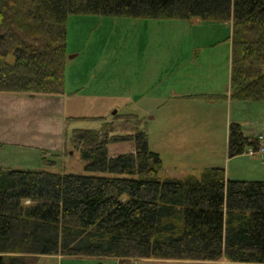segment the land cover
<instances>
[{
    "label": "trees",
    "instance_id": "trees-1",
    "mask_svg": "<svg viewBox=\"0 0 264 264\" xmlns=\"http://www.w3.org/2000/svg\"><path fill=\"white\" fill-rule=\"evenodd\" d=\"M72 14L229 21L231 99L264 102V0H0V93L64 94ZM102 120L66 134L82 172L53 170L45 156L48 168L0 165V264L41 256L264 264V181L228 179L220 167L164 177L137 114ZM127 142L133 151L110 154ZM260 146L230 124L229 158Z\"/></svg>",
    "mask_w": 264,
    "mask_h": 264
},
{
    "label": "rangeland",
    "instance_id": "rangeland-1",
    "mask_svg": "<svg viewBox=\"0 0 264 264\" xmlns=\"http://www.w3.org/2000/svg\"><path fill=\"white\" fill-rule=\"evenodd\" d=\"M232 39L229 21L72 14L67 21L62 121L68 131L98 129L102 119L112 120L115 110V115L137 114L151 150L162 158V176L220 167L228 179L264 181L263 155L228 156L230 124L264 135V102L231 99ZM133 149L130 142L115 144L110 154ZM73 153H61L55 169L84 171L85 161ZM30 264L222 263L41 256Z\"/></svg>",
    "mask_w": 264,
    "mask_h": 264
},
{
    "label": "crops",
    "instance_id": "crops-1",
    "mask_svg": "<svg viewBox=\"0 0 264 264\" xmlns=\"http://www.w3.org/2000/svg\"><path fill=\"white\" fill-rule=\"evenodd\" d=\"M66 95V90L62 95L46 96L0 93L1 166L14 169L42 168L45 156L54 162V167L57 164L55 159L59 160L61 153L74 154L67 145L68 129L62 121L66 120L63 109ZM110 108L106 111H111L114 106ZM52 169L56 170L55 167ZM61 170H65V166ZM221 263L236 264L226 261Z\"/></svg>",
    "mask_w": 264,
    "mask_h": 264
},
{
    "label": "water",
    "instance_id": "water-1",
    "mask_svg": "<svg viewBox=\"0 0 264 264\" xmlns=\"http://www.w3.org/2000/svg\"><path fill=\"white\" fill-rule=\"evenodd\" d=\"M114 113H116V111Z\"/></svg>",
    "mask_w": 264,
    "mask_h": 264
},
{
    "label": "built area",
    "instance_id": "built-area-1",
    "mask_svg": "<svg viewBox=\"0 0 264 264\" xmlns=\"http://www.w3.org/2000/svg\"><path fill=\"white\" fill-rule=\"evenodd\" d=\"M251 153H253V152H251Z\"/></svg>",
    "mask_w": 264,
    "mask_h": 264
}]
</instances>
